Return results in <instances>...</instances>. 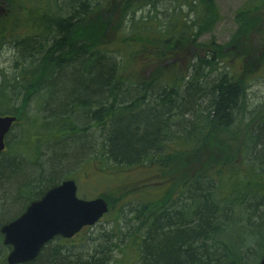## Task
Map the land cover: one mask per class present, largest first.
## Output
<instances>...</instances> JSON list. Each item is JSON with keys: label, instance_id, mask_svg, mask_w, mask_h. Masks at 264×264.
Masks as SVG:
<instances>
[{"label": "trees", "instance_id": "trees-1", "mask_svg": "<svg viewBox=\"0 0 264 264\" xmlns=\"http://www.w3.org/2000/svg\"><path fill=\"white\" fill-rule=\"evenodd\" d=\"M1 1L0 115L16 116L17 123L0 157V226L49 188L77 177L86 163L95 172L121 173L118 181L153 172L160 179L132 193L162 192L130 208L133 218L126 202L113 209L130 190L115 200L100 195L116 214L118 232L82 244H75L79 234L57 238L29 264H259L264 112L248 114L243 78L249 68L241 67L240 76L226 48L200 42L222 20L216 1L125 0L113 41L104 37L111 0ZM263 13L264 0H248L238 11L230 47H244L239 58L257 52L250 39ZM178 47L188 57L185 72L164 66L148 79L141 76ZM195 48L202 53H192ZM239 118L246 122L245 138L242 146L230 142L237 149L232 152L224 134ZM213 128L220 133L216 152L202 155L204 142L214 145ZM236 154L243 155L241 166H234ZM202 161L205 170L191 171ZM1 242L0 235V248ZM118 250L121 257L126 250L135 255L119 260Z\"/></svg>", "mask_w": 264, "mask_h": 264}, {"label": "rangeland", "instance_id": "rangeland-1", "mask_svg": "<svg viewBox=\"0 0 264 264\" xmlns=\"http://www.w3.org/2000/svg\"><path fill=\"white\" fill-rule=\"evenodd\" d=\"M112 5H106L105 7L108 8L104 12V16L107 18V20L104 22V24L109 27L108 30L109 32L104 35V37H107L111 41L115 40L117 35L115 30H111L115 27V25L118 23L120 17L123 14V8L125 5V0H111ZM220 14L222 16V20L218 25L216 26L214 32L212 34H205L200 38V42L202 44H207L211 41H215L218 45L223 46L225 49V57L228 59V61L231 63V67L239 73V75L245 74L244 71L241 70V67L244 65L247 66L246 68H249L248 71H246V77L243 79L247 81V86L249 91V113L258 111L259 113L257 114L260 118L262 115L261 112H264V20H263V25L260 29V31L251 37V42L250 44L255 45L257 52L250 57H247L246 59L241 57L239 58L236 55L237 51L244 50L239 46L237 47H230L232 44L233 36L237 33V30L239 28V24L236 20V15L239 10H242L248 0H215ZM2 6V7H1ZM5 6V3L0 0V13L1 9ZM1 15V14H0ZM142 14L140 13L139 16ZM145 15V14H144ZM264 16V13H263ZM264 19V17H263ZM113 27V28H112ZM103 37V38H104ZM239 40V39H238ZM247 50V49H245ZM182 51L181 48H176L174 52L169 53L170 58H165L164 61H159L157 64H152L148 69H143L141 68V64L136 63V69L139 73H141V69L144 71L142 72L141 76L143 78H150L152 74L157 71V69L162 68L164 66H167V69L174 70V73H183L186 70V63L188 60V57L185 56L184 54H180ZM199 52L200 54L202 53L200 49H194V52ZM191 53V54H192ZM189 54V52H188ZM7 56V55H6ZM259 56V57H258ZM2 61V59H1ZM168 63V64H167ZM2 65L6 68H8L9 65H11V59H9L7 62L2 63ZM9 70V69H8ZM139 76V79H143ZM251 115V114H250ZM248 119V117L246 116ZM23 123V122H20ZM250 125H251V120H250ZM252 127V125L250 126ZM17 132L19 131V127L16 128ZM245 129H246V122L245 120H241L239 118L237 122L224 134L225 139L228 141L229 146H231V151L234 152L236 147L230 143V142H236L239 143V146H242V142L245 138ZM250 129V128H248ZM219 132L217 131L216 128H213L210 131L209 137H212L214 139L213 146L209 145V139L203 143V145L200 148V152L202 155L210 152H216V146L217 143L215 142V139L217 136H219ZM219 138V137H218ZM14 139L13 141H15ZM30 140H34V137L30 136ZM212 142V141H211ZM237 150V149H236ZM209 158L208 155L203 156L202 159L203 161ZM43 159V157L40 158V161ZM243 159V155L236 154V160H234V166H241V162ZM202 161V162H203ZM29 167H31L29 165ZM89 163H86L83 167V171L78 173L77 177H72L73 179L76 180L79 188V195L81 197H86V198H96L100 195H106L107 197L111 198V200H115V198H119V196L122 194L124 190V194L127 190H130L124 195L122 198H125L123 201L119 202L116 204V206L113 208L114 210H120L122 203L126 202L127 205L129 206L126 210L124 209L126 215L129 218H133L131 214L127 213L130 208H133L137 204L141 203L142 198H158L160 197V194L157 196L154 195L153 193L150 194L149 191H140L137 193H132V191L137 187H140L139 185L142 182H145L147 180L151 179H160L155 173L150 172L148 173H136L128 176L127 178H124L122 181H118V179H121L123 175L121 173H114V172H106L103 173L102 171H97L95 172V169H90ZM73 168H71L72 170ZM205 170L204 168V162L194 166L193 171L194 173L197 171H203ZM213 169L210 171L212 172ZM66 172V171H65ZM67 173V172H66ZM147 177H151L150 179H147ZM111 178V179H108ZM180 188V183L177 182V184L173 185L172 192L173 195L172 197L177 198L178 192ZM114 210L112 212H114ZM116 214L112 215L109 213L106 217L102 219L100 223L97 225L91 227V228H86L81 234L77 236L75 239V244H82L87 242L90 237L92 238H100L103 233L109 232L110 230H115L118 232V228H115L117 225V222L115 220ZM123 222H121L120 227H122ZM2 249V248H0ZM115 256L120 260H125L128 261L130 258L133 259L135 252L134 250H129L127 252L124 251L122 254L123 257H121L120 251L114 253ZM4 255L5 252L1 253L0 257V264H5L4 263ZM117 259V260H118ZM113 264H118V263H113Z\"/></svg>", "mask_w": 264, "mask_h": 264}, {"label": "water", "instance_id": "water-1", "mask_svg": "<svg viewBox=\"0 0 264 264\" xmlns=\"http://www.w3.org/2000/svg\"><path fill=\"white\" fill-rule=\"evenodd\" d=\"M16 120V116L0 115V154ZM77 192L76 182L68 179L32 202L17 220L2 227L4 243L13 246L9 264L35 259L44 244L54 237L71 239L84 227L95 226L108 213L109 205L103 197L80 199ZM259 264H264V256Z\"/></svg>", "mask_w": 264, "mask_h": 264}, {"label": "flooded vegetation", "instance_id": "flooded-vegetation-1", "mask_svg": "<svg viewBox=\"0 0 264 264\" xmlns=\"http://www.w3.org/2000/svg\"><path fill=\"white\" fill-rule=\"evenodd\" d=\"M16 123H17V121H16ZM16 123H15V124H16ZM15 124H14L13 128L15 127ZM13 128H12V129H13ZM12 129H11V131H12ZM11 131H10V132H11ZM10 132L7 134V136L10 134ZM7 136H6V139H5V149H4V151L0 154V157H1V155H2V154L6 151V149H7V144H6ZM70 178H72V177H70ZM64 181H66V180H62L59 184H57V185H55V186L49 188V189L45 192V194H46L50 189H52V188H54V187H56V186L61 185ZM45 194H44L41 198H43V197L45 196ZM80 197H81V196H80ZM41 198H37V199L31 201V202L28 204V206L25 208V210H24L20 215H18L17 217L13 218L12 220H9V221L5 222L4 224H2V225L0 226V235L2 236V242H1V244H2V252H3V253L5 252V255H4V263H5V264H9V263H8V256H9V254L12 252V250H13V246H11V245H6V244L4 243V238H5V237H4V234L1 232L2 227L5 226V225H7V224H10L11 222H13V221H15V220H17V219H18V218H19V217H20V216L26 211V209L30 206V204H31L32 202L38 201V200H40ZM81 198H83V197H81ZM57 238H61V237H60V236H56V237H54L53 239H51L50 241H48L46 244H44V246L41 248L39 254L37 255V257H36L35 259H33V260H31V261H28V262H24V263H19V264H29V263H32V262L36 261V260L39 258L40 254L42 253L43 249L46 248L50 243H53L54 240L57 239Z\"/></svg>", "mask_w": 264, "mask_h": 264}, {"label": "bare ground", "instance_id": "bare-ground-1", "mask_svg": "<svg viewBox=\"0 0 264 264\" xmlns=\"http://www.w3.org/2000/svg\"><path fill=\"white\" fill-rule=\"evenodd\" d=\"M66 142H67V141H64V142H62V143H66ZM62 143H61V144H62ZM50 148H51V147H49V149H50ZM49 149H48V150H49ZM109 264H113V263H112V262H110Z\"/></svg>", "mask_w": 264, "mask_h": 264}]
</instances>
